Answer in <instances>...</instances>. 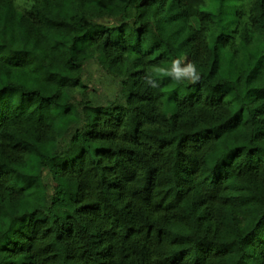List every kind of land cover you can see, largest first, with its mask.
<instances>
[{
    "label": "trees",
    "instance_id": "1",
    "mask_svg": "<svg viewBox=\"0 0 264 264\" xmlns=\"http://www.w3.org/2000/svg\"><path fill=\"white\" fill-rule=\"evenodd\" d=\"M0 264H264V0H0Z\"/></svg>",
    "mask_w": 264,
    "mask_h": 264
},
{
    "label": "clouds",
    "instance_id": "2",
    "mask_svg": "<svg viewBox=\"0 0 264 264\" xmlns=\"http://www.w3.org/2000/svg\"><path fill=\"white\" fill-rule=\"evenodd\" d=\"M152 74L145 75L144 82L151 88L159 87L160 77H170L176 81L189 80L192 83L200 79L197 64L193 61L185 62L184 58L177 57L170 61L167 66H152Z\"/></svg>",
    "mask_w": 264,
    "mask_h": 264
},
{
    "label": "rangeland",
    "instance_id": "3",
    "mask_svg": "<svg viewBox=\"0 0 264 264\" xmlns=\"http://www.w3.org/2000/svg\"><path fill=\"white\" fill-rule=\"evenodd\" d=\"M185 62H187L186 58H184ZM189 81V80H188ZM84 82L88 85L90 95L93 96V89H96L98 92L99 100L103 98V96H111L112 92L116 90V84L112 81L109 76H107L104 71L100 68V66L96 62H90L85 67V75ZM82 91H72V96L76 99L82 98Z\"/></svg>",
    "mask_w": 264,
    "mask_h": 264
}]
</instances>
